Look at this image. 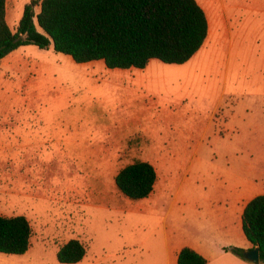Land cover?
<instances>
[{
  "label": "rangeland",
  "instance_id": "obj_1",
  "mask_svg": "<svg viewBox=\"0 0 264 264\" xmlns=\"http://www.w3.org/2000/svg\"><path fill=\"white\" fill-rule=\"evenodd\" d=\"M30 1L6 2L13 33ZM251 33L232 49L229 64L220 48L203 50L204 71L197 60L110 70L103 61L76 64L33 45L1 60L0 214L28 218L35 252L0 254V264H60L57 249L70 239L86 248L77 264H146L126 244L140 235L153 239L177 190L184 197L188 186H222L264 169V43ZM220 93L215 121L197 145ZM135 162L159 173L150 201L161 175L169 177L172 192L158 198L156 216L114 184L118 171ZM200 221L201 211L188 210V235H202Z\"/></svg>",
  "mask_w": 264,
  "mask_h": 264
},
{
  "label": "trees",
  "instance_id": "obj_2",
  "mask_svg": "<svg viewBox=\"0 0 264 264\" xmlns=\"http://www.w3.org/2000/svg\"><path fill=\"white\" fill-rule=\"evenodd\" d=\"M207 33V19L196 0H31L16 33L6 22V0H0V61L33 45L52 47L76 64L103 61L110 70L144 69L151 60L182 65L200 50ZM156 179L150 163L135 162L119 170L114 184L129 200H142L153 192ZM241 221L243 235L264 264V194L247 203ZM31 236L26 217L0 215V254L24 255ZM225 250L245 260L243 249ZM85 254V246L70 239L58 248L56 259L77 264ZM206 263L188 247L177 258V264Z\"/></svg>",
  "mask_w": 264,
  "mask_h": 264
},
{
  "label": "crops",
  "instance_id": "obj_3",
  "mask_svg": "<svg viewBox=\"0 0 264 264\" xmlns=\"http://www.w3.org/2000/svg\"><path fill=\"white\" fill-rule=\"evenodd\" d=\"M196 1L205 13L208 33L200 50L188 62L197 60L201 71L205 70V52L203 50L208 52L214 46L220 48L223 59L226 60V64H229V55L232 49L234 47L238 50L241 48V42L244 40L247 31L262 39V43H264V0ZM196 73L198 74V72ZM222 97L223 93H220L212 112L205 117L203 121L205 128L197 139V145L204 142L205 129L215 121L214 115L220 107ZM151 165L154 167L153 164ZM154 169L157 179L153 192L148 198L141 200L147 202V207L143 211L150 216H156L162 207L157 203L158 198L162 194L172 192V188L167 187V183H170L169 177L161 175L163 182L159 188V194L154 197L153 201H150L159 180V173L155 167ZM184 194L186 196L180 197L181 191L177 190L171 197L165 217L161 218L162 229L153 236V239H147L144 237L145 235L130 239L126 244L127 252L129 253L130 250L136 248L139 249L142 256L148 258L146 264H177L180 250L188 247L205 258L206 264H253L225 249L240 248L244 251L252 249V245L243 235L241 218L247 203L254 197L264 194V169L253 168L250 172H245L235 178L234 183L228 181L222 186L211 187L206 181L204 186H188ZM178 201L182 202L179 204ZM190 209L197 213L201 211L199 224L201 236L188 235L183 227L182 219L184 222L186 221V215ZM14 216L18 215L5 217ZM169 216L171 219L170 223L167 224L165 222ZM26 219L28 220L27 217ZM33 252L35 251L31 250L30 239L28 251L24 255L16 257L28 258L33 255ZM16 257L12 255L11 258Z\"/></svg>",
  "mask_w": 264,
  "mask_h": 264
},
{
  "label": "water",
  "instance_id": "obj_4",
  "mask_svg": "<svg viewBox=\"0 0 264 264\" xmlns=\"http://www.w3.org/2000/svg\"><path fill=\"white\" fill-rule=\"evenodd\" d=\"M23 38H26V35H24ZM243 257L253 264H259L260 262L259 261V251L257 248L244 251Z\"/></svg>",
  "mask_w": 264,
  "mask_h": 264
}]
</instances>
